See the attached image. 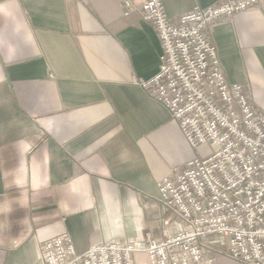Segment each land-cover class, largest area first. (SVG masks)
<instances>
[{"label": "crops", "instance_id": "obj_1", "mask_svg": "<svg viewBox=\"0 0 264 264\" xmlns=\"http://www.w3.org/2000/svg\"><path fill=\"white\" fill-rule=\"evenodd\" d=\"M217 1L162 4L175 19ZM208 35L226 80L264 114V0ZM160 55L152 25L117 0H0V264H44L41 244L65 232L80 253L179 229L156 182L198 152L133 82Z\"/></svg>", "mask_w": 264, "mask_h": 264}, {"label": "built area", "instance_id": "obj_2", "mask_svg": "<svg viewBox=\"0 0 264 264\" xmlns=\"http://www.w3.org/2000/svg\"><path fill=\"white\" fill-rule=\"evenodd\" d=\"M117 2L125 16L150 23L160 43L157 73L134 84L169 111L198 152L156 182L157 202L179 229L163 238H114L80 253L65 232L41 244L44 264H135L139 255L147 264H215L212 253L264 264V114L244 86L226 80L208 35L257 0H218L175 19L162 0Z\"/></svg>", "mask_w": 264, "mask_h": 264}, {"label": "rangeland", "instance_id": "obj_3", "mask_svg": "<svg viewBox=\"0 0 264 264\" xmlns=\"http://www.w3.org/2000/svg\"><path fill=\"white\" fill-rule=\"evenodd\" d=\"M161 206V205H160Z\"/></svg>", "mask_w": 264, "mask_h": 264}]
</instances>
